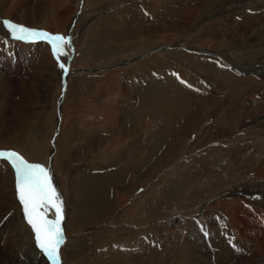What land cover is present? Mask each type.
Segmentation results:
<instances>
[{
	"label": "rangeland",
	"instance_id": "rangeland-1",
	"mask_svg": "<svg viewBox=\"0 0 264 264\" xmlns=\"http://www.w3.org/2000/svg\"><path fill=\"white\" fill-rule=\"evenodd\" d=\"M14 1L11 4L20 5L25 14L30 6L43 5L42 17L47 19L49 12L52 21L43 26L36 15L35 23L21 22L15 14L4 12L0 24L9 20L65 36L70 31L74 48L72 54L67 46L68 56L60 60L68 69L64 90V70L54 57L60 70L48 100L54 112L49 121L52 129L48 156L39 161L52 165L57 173L60 168L63 178V208L69 219L62 221L61 264H242L246 254L253 256L249 238L242 232L258 235L264 246V0ZM1 35L0 48L5 44L12 50L17 43L29 48L41 45L44 50V44L52 55L46 42ZM182 46L214 51L239 66L240 72L215 56L188 52ZM136 56L150 63L144 67L136 61L124 62ZM68 118L67 124L76 129V141L84 143L89 153L80 155L82 164L95 168L80 178L99 179L97 186L104 191L97 194L102 204L108 198L107 207L111 196L118 190L121 194L118 212L111 209L107 219L82 229H76V224L83 222L87 212L82 207L80 213L68 209V175L57 158ZM173 119L180 120L176 124ZM229 207L235 216L245 215L249 226L230 218ZM234 226L240 231L234 232ZM134 232L141 243L116 244ZM256 260L254 264H264V255Z\"/></svg>",
	"mask_w": 264,
	"mask_h": 264
},
{
	"label": "bare ground",
	"instance_id": "bare-ground-1",
	"mask_svg": "<svg viewBox=\"0 0 264 264\" xmlns=\"http://www.w3.org/2000/svg\"><path fill=\"white\" fill-rule=\"evenodd\" d=\"M12 2H13V0H0V16L1 17L3 16V18H4V17H6V15H5L6 13H10L11 12L13 15L15 14L17 16V19L19 21H21V22H24V21H28L29 22V21H31V22L35 23L34 20L36 18V15H38L40 17V18H38V20H40V23L42 22L43 26L46 25V21L48 23H50V19L52 21L51 14L49 12H48V16L46 15L47 19L45 18V20H44V17H42L43 15H42L41 12L43 10H46V8L43 5H39L36 8H34L33 5H32V6H30L27 9V11H26L27 14H25V13H23L20 10V5H17V4L16 5H12L11 4ZM10 4H11V6L9 7ZM34 4H36V3H34ZM65 5H66V3H65ZM22 6H23V4L21 5V7ZM53 9L51 10V13H52ZM159 9L160 8L156 9L157 13L160 12ZM47 11H49V10H47ZM4 12H6V13L4 14ZM3 18H1V19H3ZM61 18H62V16H61ZM26 19H28V20H26ZM55 23L56 22H54V24ZM52 25H50V26H52ZM77 25H78V23H77ZM60 27L61 26L59 25V29H60ZM173 30L175 31V29H173ZM0 33L3 36H6V34H7V36L8 35L10 36V34L8 33V30L6 28H4V26L2 24H0ZM159 33H160V31H159ZM262 42H264V41H262ZM128 43H126V44H128ZM126 44H124V45H126ZM40 46L41 45H37V46H33V48L32 47L29 48V47H26L24 45L23 46L22 45L21 46L17 45V43H15V45H14L12 50L7 48L5 44L0 48V109H7V112H5V111L2 112L0 110L1 111L0 112V149H2V150H14L17 153L21 154L29 162L32 161L31 163H39V164H40L39 161L46 160V157L48 156L47 155L48 154V140H49L48 139V135H49V133L51 132V129H52V124L50 125L49 121L51 122V119H52L53 113H54V112H51V107L48 104V100L51 97V94H52V91H53V87H54V84L56 83V80H59V79H57V75H58L59 70H60V68L58 67V65L54 61V56L52 57V55L50 54V51L47 48V46L43 44L44 50H41L42 46L41 47ZM104 46H102V47L104 48ZM127 49H128V46H127ZM191 49H193V48L191 47ZM201 51H203V53L204 52H209L208 50H205V48H204V50H201ZM146 59L147 58H144V56H139V57L136 56L135 59L132 58V59H129V60H124V62L125 63H127V62H129V63L134 62L135 63V61H136V64H138V65L142 64L145 67L146 65H148L150 63V60L149 59L146 60ZM124 62H122V64H124ZM230 63L233 65L232 62H230ZM235 66H237V65H235ZM138 67L140 69V72H142L143 69L141 68V66H138ZM237 67L240 69L239 66H237ZM76 78H79V77H76ZM80 80H81V78H80ZM99 82H101V81H99ZM76 86L77 87H81L80 84H77ZM85 89H86V87H85ZM258 89H259V87H258ZM176 90L179 91V92H182V91L186 92L185 90L177 89V87H176ZM259 90H261V89H259ZM15 94H16V96H15ZM52 97H53V95H52ZM205 100H207V99H205ZM209 100H211V99H209ZM143 105H145V104H143ZM194 113H192V114H194ZM141 114H142V112H141ZM205 114H206V112H205ZM181 116H182V114H181ZM200 118H202L201 115H200ZM203 118H204V116H203ZM190 119H192V116H191ZM126 120H128L127 117H126ZM173 120L175 121V119H173ZM178 120H180V119H176V121H178ZM185 120H186V118H185ZM131 121H133V120H131ZM68 122H69V118L65 122V126L63 125V128H62V134L60 135L61 136V139H60L61 140L60 141L61 145H60V150H57L58 151L57 158L59 159L61 165H63L64 170H65V172L68 175V188H69V191L71 192V197H70L71 198V204L69 202L67 203L68 209L69 210L76 209V210L79 211V210H81L80 207H82V208H85V210H86L85 212H87V216L83 220V222L81 224H80V222H77V224H76V229L77 228H81L82 229V228H85V227H87L89 225L91 226L94 223L101 222V221H104L105 219H107L108 215L111 214V212H110L111 209H112V211H117L118 212L117 208L119 207V197L121 196V194H119V190H118L115 195L111 196V200H112V201L110 200L111 204L109 202L110 205L108 204L109 206L107 207V204L105 205V202H106V200L108 198L105 197V201L102 204V202L99 200L100 198L98 197V194H97V193H100L101 190H103V188H101V187L98 188V186H101V185L97 186V183H98L99 179H98V181L95 180L96 182L95 181L93 182L92 180H94V179H93L92 176H91L92 179L90 177L88 178L86 175L85 176L87 178L84 177L85 178V179L83 178L84 180H82L80 178V176L82 174L89 173L92 170L94 171L95 168L94 167L92 168L90 163H88L86 165H84L85 163L82 164V162H81L82 160H80V155L84 153L87 156H89V153H86L87 151H85V149H87V148L85 147L84 143L77 142L78 139H77V133L75 131L76 129H74L73 127H70V125L67 124ZM128 122H130V121H128ZM106 123H107V121H106ZM177 123L178 122H176V124ZM180 123H181V121H180ZM188 123H191V122H188ZM128 124L130 125V123H128ZM126 125H127V122H126ZM136 125H138V124H136ZM214 126H216V122H215ZM127 127H128V125H127ZM127 127L125 126V129ZM182 127H184V126H182ZM122 128H124V127L122 126ZM174 128L177 130L176 127H174ZM194 129H192V130L195 131L196 129L195 130ZM132 130H133V128H132ZM182 130H183V128H182ZM184 130H185V127H184ZM209 130H211V129H209ZM124 131H126V130H124ZM133 131H135V130H133ZM176 133H177V131H176ZM207 133H208V131H207ZM207 133H205V134H207ZM181 134L182 133H180V135ZM190 134H192V132ZM106 137L104 136V138H106ZM204 137H205V135H203V138ZM111 139H112V137H111ZM113 139H115V135H114ZM180 140H181V138H180ZM92 141H93V139H92ZM145 142H147V141H145ZM54 143L55 142L53 141V144ZM153 143H154V141H153ZM196 144H198V143H196ZM99 145H100V143H99ZM185 145H186V142H185ZM139 146H140V144H139ZM100 148H101V146H100ZM179 148L180 147H178V149ZM103 149H104V147H103ZM156 149H159L158 146H157ZM101 151H103V150H101ZM139 151H140V149H139ZM164 156H166V155H164ZM84 157L82 156L81 159L85 160ZM53 160H55V158H53ZM114 163H115V161L111 162L109 165H114ZM52 164H54V163H52ZM105 164H107V163H105ZM61 165H59V166H61ZM121 167H123V166H121ZM48 168H49V170H50V172L52 174V183H53L54 187L56 188L57 192L59 193L60 199L62 201V215H63V218L65 217L66 220H68L69 219V214L63 208L65 206V200H64V197H63L64 196L63 192H64L65 189L62 187L63 178H62V174H61L60 168L58 169L59 173L56 172V168L54 169L52 165H50ZM124 168H125V166H124ZM124 172H125V170L122 169L121 175H122V173L124 174ZM105 174L107 175V173H105ZM105 179H106V176H105ZM120 182H121V180H120ZM74 185H76V187H75L76 188V190H75L76 194L75 195L73 194V192H74L73 186ZM102 198H104V195L102 196ZM236 199L237 198H235L234 200H236ZM99 202H101L102 205H99ZM69 204H70V207H69ZM231 205H234V204L231 203ZM229 208H231V209H229ZM229 208H228L229 210H227V211H228V214H229L230 218H233L234 221H236V222H239V220L240 221L242 220V222H244L246 224V226H249L248 225L249 221L248 222L246 221L247 219L245 218V215H244V217L242 215L235 216L234 215L235 211H234V213L232 212V208L233 207H229ZM241 208L242 207L237 208L236 210L240 211ZM54 212H55V209H51V208L49 209L48 217L50 219H54L55 218L54 217ZM74 213L75 212H73V214ZM79 213H80V211H79ZM256 214H258L260 216V218L262 219L261 213L256 212ZM156 218H158V216ZM150 224H151V222H150ZM118 227H117V229H118ZM71 228H72V225H71ZM233 228L235 229L234 232L240 231V229L236 228V226H234ZM62 229L64 231L63 225H62ZM69 229H70V227H69ZM33 233L34 232H33L32 228H31V226L27 223V220L25 218L24 211H23V206L20 203V200H19L18 195H17L16 186H15V173H14V170L12 169V167L10 165H8V163L5 160L0 159V264H52V261H50V260L47 263V261L44 259L45 256L43 257L41 252H40V250H39V246L37 247V245L34 244L33 237L35 239V236H34ZM106 234H107V232H106ZM243 234H245V237L249 238L248 245H249V247L250 246L253 247V252H252L253 256H250V255L246 254L247 256H245V258L243 259L242 264H254L255 263L254 261L256 259H258V258H260V257H262L264 255V246L262 244L260 245V237L258 239L256 238L258 235L252 234V233L249 234V233H246V232H242L241 235H243ZM238 236H239V234H237V237ZM263 238H262V240L264 241ZM139 239L140 238L136 237L135 232H134V234L129 235L126 238L120 239V241H117L118 243L116 242V244H119V245H122V246H133V245H137V244L141 243L140 242L141 240H139ZM102 240H103V238H102ZM246 241H248V240H246ZM35 242H36V239H35ZM24 245H26L27 249L29 250V256H27V254H26ZM249 250H250V248H249ZM251 250H252V248H251ZM71 254L72 253H70V255ZM203 254L204 253H202V256H203ZM61 255L64 258V254H63L62 250H61ZM73 255H74V253H73ZM236 256H238V255H236ZM73 257H75V255ZM76 257H78V256H76ZM97 257H99V255ZM207 258H209V257H206V259ZM158 259H160V258H158ZM225 259H227V258L225 257ZM171 261H174V260H171ZM75 262H76V259L74 260V263ZM87 263H90V262H87ZM97 263H98V261H97ZM207 264H209V261L207 262Z\"/></svg>",
	"mask_w": 264,
	"mask_h": 264
},
{
	"label": "snow or ice",
	"instance_id": "snow-or-ice-1",
	"mask_svg": "<svg viewBox=\"0 0 264 264\" xmlns=\"http://www.w3.org/2000/svg\"><path fill=\"white\" fill-rule=\"evenodd\" d=\"M2 23L16 41L46 42L59 67L67 73V67L60 60L61 57L68 56L65 48L71 45L70 36L28 28L9 20H3ZM0 159L6 160L14 170L17 195L27 223L35 234L37 245L52 264H61L59 250L65 240L62 229V201L52 183L49 168L29 162L14 150L0 149ZM50 208L55 209L54 219L48 217Z\"/></svg>",
	"mask_w": 264,
	"mask_h": 264
}]
</instances>
